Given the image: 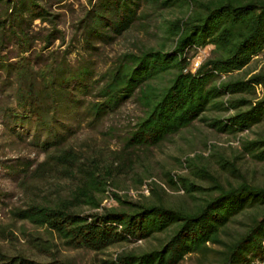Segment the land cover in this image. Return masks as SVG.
Returning <instances> with one entry per match:
<instances>
[{
  "label": "trees",
  "instance_id": "obj_1",
  "mask_svg": "<svg viewBox=\"0 0 264 264\" xmlns=\"http://www.w3.org/2000/svg\"><path fill=\"white\" fill-rule=\"evenodd\" d=\"M72 1L0 0V75L13 86L12 101L0 105L2 116L13 122L29 121L50 134L33 141L45 155L33 169L32 179H75L64 194L12 208L11 218L47 232L66 248L93 252L168 232L156 247L121 250L111 259H102L103 264H178L186 254L201 258L212 255L216 264L264 263V186L245 180L234 163L223 157L218 158L220 168L238 177L237 182L221 184L204 166L194 165L192 157L185 158V166L206 178L209 186H200L183 174L166 173L163 184L179 187L193 201L189 207L163 202L165 191L154 181L148 189L153 199H132L111 192L115 205L100 206L110 183L109 171L60 144L55 115L58 103L78 101L68 85L88 88L85 81L92 76L91 64L82 56L71 66L63 59L44 55L55 40L58 45L63 43L58 21L61 10ZM183 3L187 12L162 25L169 49L161 44L127 52L96 80L94 100L89 103L96 117L136 93L142 114L123 138L127 148L156 145L206 110L226 113L203 119L216 132L248 131L264 121V71L229 76L242 70L264 48V0H160L165 6ZM137 5L138 0H84V11L76 24L81 49L90 48L92 38L125 30ZM34 20L38 21L36 26H32ZM205 45L211 46L210 55L190 72L186 51ZM47 54L52 55V50ZM164 75L168 77L162 83L155 82ZM239 152L264 162V134L240 138ZM247 209L257 210L244 230L230 241L223 240L220 233ZM34 245L51 257L42 261L22 252L9 255L0 251V264H76L68 257L54 256L49 245Z\"/></svg>",
  "mask_w": 264,
  "mask_h": 264
},
{
  "label": "rangeland",
  "instance_id": "obj_2",
  "mask_svg": "<svg viewBox=\"0 0 264 264\" xmlns=\"http://www.w3.org/2000/svg\"><path fill=\"white\" fill-rule=\"evenodd\" d=\"M84 0H73L61 10L58 27L62 30L64 41L58 40L44 50V55L63 59L69 65L76 60H87L91 64L92 76L85 81L87 89H68L78 96V101L58 103L56 117L57 133L61 135L60 144L71 147L86 162L97 163L100 168L109 171L110 183L103 192L100 206L115 205L111 192L125 194L132 199L148 196L149 183H158L165 191L163 202L172 206L189 207L192 200L178 188H168L163 184L166 173L183 174L196 184L207 187L209 181L192 173L185 166V158L192 157L193 164L204 166L218 181L226 185L235 183L238 177L222 170L218 158L223 157L233 162L239 173L249 182L264 186V162H256L246 154L239 152V140L242 137L253 138L264 134V121L253 125L250 130L238 133L216 132L208 127L204 118L223 116L212 110L204 111L198 119L178 132L168 135L158 144L149 147L127 148L123 138L132 128L136 118L142 114V108L136 100V93L120 103L114 110L94 116L89 110L93 99L96 80L111 65L127 52L137 53L148 47H159L164 44L170 48V41L163 39V23L166 20L181 17L187 12V6L174 4L165 6L160 0H138L135 15L128 27L119 34L108 32L102 38H92L91 47L81 49L79 44L78 18L84 11ZM38 21L34 20L33 25ZM108 35V37H106ZM211 48V46H210ZM10 50V49H9ZM52 50V55L47 54ZM13 52H9L11 55ZM188 56L193 55L189 50ZM210 55V53H209ZM11 60V59H10ZM264 71V48L240 71L229 76L245 77L248 73ZM168 75L156 79L162 83ZM222 79V78H221ZM12 84L3 80L0 75V105L12 101ZM260 94L259 87L256 95ZM50 134L42 128H36L29 121L13 122L2 116L0 109V251L9 255L25 253L37 260H47L51 256L39 250L34 244L49 245L50 252L59 258L68 257L76 264H103L102 259H111L121 250H146L158 246L167 237L168 232L155 233L152 236L136 241L120 242L109 246L102 252H93L81 248L69 249L47 232L35 228L28 222L13 220L9 211L15 207H24L30 201L43 202L47 198L64 194L75 183L74 178L34 180L30 176L36 165L43 160L45 152L35 146L33 141H41ZM28 167V168H27ZM27 168L25 177L24 169ZM103 172V170L101 169ZM104 173V172H103ZM141 177V178H140ZM139 178L141 183H138ZM257 209H247L244 214L235 216L220 233L225 241H230L244 230L251 214ZM36 237L37 240H32ZM39 239V240H38ZM212 248H220L210 245ZM178 264H216L214 256L201 258L196 254H186ZM264 264V263H263Z\"/></svg>",
  "mask_w": 264,
  "mask_h": 264
},
{
  "label": "built area",
  "instance_id": "obj_3",
  "mask_svg": "<svg viewBox=\"0 0 264 264\" xmlns=\"http://www.w3.org/2000/svg\"><path fill=\"white\" fill-rule=\"evenodd\" d=\"M210 46L205 45V46H196V47H191L186 51V58L188 60V70L190 72L195 71L196 68L209 56L210 53ZM189 50L193 51V55L190 57L188 56ZM224 76L221 75L220 78H223ZM263 264V263H259Z\"/></svg>",
  "mask_w": 264,
  "mask_h": 264
}]
</instances>
